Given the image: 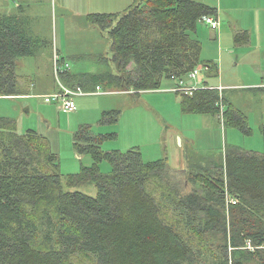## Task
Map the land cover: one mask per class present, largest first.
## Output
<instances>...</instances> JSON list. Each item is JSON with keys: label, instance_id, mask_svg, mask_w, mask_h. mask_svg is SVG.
<instances>
[{"label": "trees", "instance_id": "16d2710c", "mask_svg": "<svg viewBox=\"0 0 264 264\" xmlns=\"http://www.w3.org/2000/svg\"><path fill=\"white\" fill-rule=\"evenodd\" d=\"M215 14L192 0H132L122 13L89 15L88 23L108 36L115 71L68 73V85L91 80L137 97L163 89L164 81L174 87V78L186 80L196 68L216 77L194 37L201 19ZM38 46L21 15H0V97L30 96L33 85L16 73L17 61L34 57ZM203 86L175 93L182 112L211 115L248 133L247 117L223 92ZM118 118L104 111L100 125ZM116 139L80 126L73 146L92 164L64 176L44 136L19 134L16 121L0 117V264H76L80 256L93 264H264V151L233 147L202 172L190 163L191 191L184 193L166 159L144 162L139 148L102 150ZM102 162L110 165L106 174ZM89 185L93 197L77 190ZM226 196L236 204L227 208ZM212 237L221 243L215 250Z\"/></svg>", "mask_w": 264, "mask_h": 264}, {"label": "rangeland", "instance_id": "374dc122", "mask_svg": "<svg viewBox=\"0 0 264 264\" xmlns=\"http://www.w3.org/2000/svg\"><path fill=\"white\" fill-rule=\"evenodd\" d=\"M232 1H246L249 8L261 2ZM131 3L132 0H0V15H21L27 20L31 35L39 40L36 55L19 59L16 69L20 77H31L35 87H31L30 96L0 97V117L16 121L19 134L34 130L44 136L57 155L60 172L64 176L76 174L82 166L92 164L90 156L78 155L73 146V134L80 126L87 125L91 126L95 135L116 134V140L102 144L103 151L125 152L139 148L144 162L166 159L170 174H180L175 179L184 185V193L191 191V184L186 182L188 176H185L190 163L202 168V172L204 168L213 166V162L224 159L226 151L233 147L248 152H263L264 45L259 47L255 44L257 33L254 36L251 29L248 38L240 33L234 35L237 42L247 39L250 45L242 53L241 65L229 63L222 77L233 86L224 90V97L247 117L248 133L225 127L222 120L211 115L182 112V98L172 91L176 86L166 92L146 91L137 97L121 92L115 86L111 94L72 96L75 110L70 113L61 110L57 103H46L42 97L33 96L43 92H60L64 80L56 77L53 71V56L57 52L61 60L67 61L69 71L74 75L83 77L85 73L100 69L115 71L114 64L110 63L109 69L103 65L110 56L107 34L89 24L87 18L93 14L122 13ZM249 11L245 10L248 15L246 23H252ZM133 67L131 64L128 69ZM80 81L89 86L87 89L94 88L93 81ZM166 86L170 84L164 81L163 87ZM102 90L108 89L102 86ZM181 94L187 95L184 91ZM104 110L119 112L115 125H100ZM74 170L76 173H73ZM110 170L107 162L101 163L102 173ZM77 190L91 197L96 195L93 185ZM192 236L195 234L192 233ZM212 239L216 242L213 246L215 250L221 243L216 238ZM247 246L250 251L254 250L249 243ZM76 259L79 260L76 264H93L82 256Z\"/></svg>", "mask_w": 264, "mask_h": 264}, {"label": "crops", "instance_id": "0c3cea01", "mask_svg": "<svg viewBox=\"0 0 264 264\" xmlns=\"http://www.w3.org/2000/svg\"><path fill=\"white\" fill-rule=\"evenodd\" d=\"M194 2H198L204 4L216 11L214 15V19L219 23V28L216 30H211L206 24L203 22H199L194 37L199 40L201 43V60L205 62L214 63L217 67L216 77H211L209 75H204L201 73L195 81H192L191 84L193 85H203L208 84V86L217 88L220 92L224 93V90L228 88H232L233 86L229 83H226L223 77L224 70L228 67L229 63L233 66H237L238 63L241 65L242 53L246 49L247 45H250V41L247 39L241 40L237 42L234 38L236 33H240L244 37L248 38L250 36V29L253 30V35L255 36L257 33L255 44L259 47L264 45V0H261L260 4L255 7L249 8V3L239 2L235 3L232 0H192ZM249 9L251 13L252 23L248 22L247 14H245V10ZM248 12V13H249ZM106 14V13H105ZM110 14V13H108ZM211 17V16H210ZM262 21V23H261ZM236 42V43H235ZM59 53H55L53 56L54 65L55 62H58V65L62 68L61 73L56 75V77L62 78L64 80L63 85L60 87L61 89H66L73 91L78 95H105V94H98L102 92H110L112 90H102V86L94 85V88L87 89L88 87L78 86L77 84H73V87L68 85V73L70 75H74L69 71V64L66 60H61ZM107 61L103 62L104 67L106 69L110 68L111 57L109 56ZM109 61V62H108ZM67 65V68H66ZM113 65V63H112ZM54 71V68H53ZM105 70H98L92 73H85L83 75L95 76L97 74H103L107 71ZM77 75V74H76ZM80 75V74H79ZM32 87H35L33 79L29 77ZM170 86H166L161 90L154 91V92H166L170 91L173 86L170 82H168ZM255 86V85H253ZM100 87V91L97 92L96 88ZM58 92H50L46 93L43 92L41 94H34L33 96L42 97L44 99L45 96H49ZM129 93V92H128ZM131 93V92H130ZM72 98V97H71ZM105 111V110H104ZM181 145V143H180ZM73 173H76L75 170Z\"/></svg>", "mask_w": 264, "mask_h": 264}, {"label": "built area", "instance_id": "2783aa9c", "mask_svg": "<svg viewBox=\"0 0 264 264\" xmlns=\"http://www.w3.org/2000/svg\"><path fill=\"white\" fill-rule=\"evenodd\" d=\"M201 22H203L204 24H206L207 26H209L212 30H216L219 28V23L212 17H203L201 19ZM67 68V65H66ZM61 67L58 65V62H55L54 65V73L56 75H59V73H61ZM201 74V70L200 68H196L194 69L192 72H190V74L187 77V82L185 83V80H180V79H173L175 80L176 83V87L174 89H172V91L174 92H179L181 93L182 91H184L187 94H191L193 91L204 88L202 87V85H193L191 84L192 81H195L198 76ZM210 88V86H209ZM101 89L100 87L96 88V91L99 92ZM110 92H102V93H98V94H109ZM77 93L70 91V90H66V89H61V91L59 93H55L49 96H45L44 100L46 103H57L60 105V109L63 110L64 112H72L75 110V104L72 100V96H76ZM226 204L229 205H235L236 204V199H233L229 196H226ZM251 248V247H249Z\"/></svg>", "mask_w": 264, "mask_h": 264}]
</instances>
